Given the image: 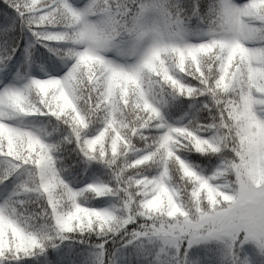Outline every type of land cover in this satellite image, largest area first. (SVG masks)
Instances as JSON below:
<instances>
[{
  "label": "snow or ice",
  "instance_id": "obj_1",
  "mask_svg": "<svg viewBox=\"0 0 264 264\" xmlns=\"http://www.w3.org/2000/svg\"><path fill=\"white\" fill-rule=\"evenodd\" d=\"M0 264H264V0H0Z\"/></svg>",
  "mask_w": 264,
  "mask_h": 264
}]
</instances>
